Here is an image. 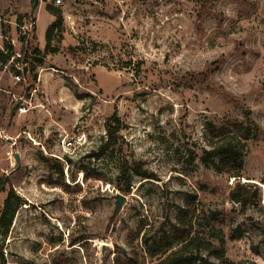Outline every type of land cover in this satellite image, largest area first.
<instances>
[{
  "label": "rangeland",
  "instance_id": "1",
  "mask_svg": "<svg viewBox=\"0 0 264 264\" xmlns=\"http://www.w3.org/2000/svg\"><path fill=\"white\" fill-rule=\"evenodd\" d=\"M33 1L0 0V49L13 46L0 66V217L10 186L16 207L0 264H152L183 207L191 235L223 232L229 262L264 264V0ZM49 3L62 22L47 52ZM34 47L43 64L30 69ZM111 114L120 144L95 158ZM225 120L257 125L242 181L261 187L260 206L242 209L233 179L200 161L205 123Z\"/></svg>",
  "mask_w": 264,
  "mask_h": 264
},
{
  "label": "trees",
  "instance_id": "2",
  "mask_svg": "<svg viewBox=\"0 0 264 264\" xmlns=\"http://www.w3.org/2000/svg\"><path fill=\"white\" fill-rule=\"evenodd\" d=\"M47 12L54 18L52 23L48 26L46 36V50L50 46L52 33L62 22L61 11L58 7H55L53 3L46 5ZM17 17V21L20 20ZM21 41L24 39L21 37ZM23 50V47H22ZM13 46L7 41L4 43L3 49H0V66L6 64L12 56ZM25 52V50H23ZM55 51V49H51ZM32 53L36 54L34 57L35 62L28 63L30 69H33L36 64H43L42 52L34 47ZM17 63L20 61V57L16 59ZM26 69H23L25 72ZM19 72V70H16ZM35 78V77H34ZM257 125L252 122H242L238 120H225L221 124H217L213 121H207L205 123V146L201 148L199 155L200 161L205 167L214 168L217 172L227 174L233 179V185L229 192L230 199L245 209L247 205H261L262 202V190L261 187L253 182L242 181V169L244 164V153L247 147V142L254 134V130ZM121 129L120 120L115 114H111L105 121L106 137L104 143L99 147V150L93 154L95 158L107 154L110 155L120 144L119 132ZM134 169L119 168V179H125L129 171ZM137 172V171H135ZM138 175L149 177L145 171L137 172ZM96 179H105L102 173H96L93 175ZM130 183L126 182L121 190L128 191ZM13 191L12 187H9L8 194L3 202V212L0 217V229L5 231L15 213V206L11 204V197ZM194 211L183 207L179 209L176 214V222L173 224L172 236H165L159 242V247L156 254L159 257L155 259L152 264H214L207 258L193 253L194 247H203L219 261L227 264H233L225 257V235L222 231H214L211 235L212 239H205L195 233L191 235V222L186 221L187 217ZM238 228L232 229L230 239H236L239 236ZM217 241V244L213 242Z\"/></svg>",
  "mask_w": 264,
  "mask_h": 264
},
{
  "label": "water",
  "instance_id": "3",
  "mask_svg": "<svg viewBox=\"0 0 264 264\" xmlns=\"http://www.w3.org/2000/svg\"><path fill=\"white\" fill-rule=\"evenodd\" d=\"M38 1H39V0H34V1H33V6H32V9H33V10L37 7V5H38ZM122 199H123V197H122L121 195H119V199H118V202H117V204H116L115 211H117V210L119 209V207H120V205H121V203H122Z\"/></svg>",
  "mask_w": 264,
  "mask_h": 264
},
{
  "label": "built area",
  "instance_id": "4",
  "mask_svg": "<svg viewBox=\"0 0 264 264\" xmlns=\"http://www.w3.org/2000/svg\"><path fill=\"white\" fill-rule=\"evenodd\" d=\"M20 111H22V112H26V108L23 107V109H20Z\"/></svg>",
  "mask_w": 264,
  "mask_h": 264
}]
</instances>
